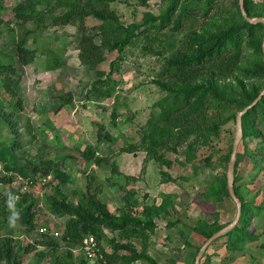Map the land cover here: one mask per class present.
<instances>
[{"label":"trees","instance_id":"1","mask_svg":"<svg viewBox=\"0 0 264 264\" xmlns=\"http://www.w3.org/2000/svg\"><path fill=\"white\" fill-rule=\"evenodd\" d=\"M115 1H22L14 6L13 19L4 22L1 15L4 0H0V26L4 25L13 30V24L20 21H32L36 29L48 27L50 24L75 25L74 37L80 62L98 74V79L92 86L96 98L114 96L113 88L105 90L101 87L119 70V61L125 57L123 53L128 46L144 40L147 41L143 47L146 53L162 55L164 50L154 46L162 45L169 52L165 56L163 75L161 74L164 78H158L154 82L166 95L155 103L159 112H153L142 126L138 143L125 144L122 151H145L147 159L154 160L160 168L163 182H174L175 178L170 172L172 161L166 158L165 152L179 153L183 149L187 161L193 162L195 172H198L201 165L194 163L198 158L196 151H199L200 146L210 145L219 138L223 126L229 121H237V112L223 117L219 110L224 106L243 110L264 89V23L248 21L242 12L240 0H229L228 5L224 4V0H164L165 7L159 13L146 11L140 21L127 24L112 6ZM139 1L146 4L150 0ZM256 5L258 4L251 0H244L247 15L264 17V4L261 8L254 9ZM88 18H94L100 23L89 26ZM182 30L188 32L179 40L177 35ZM113 52H118V56L111 61L110 71L100 70L99 65ZM36 54V49L27 45L26 37L17 42L14 56L0 48V125L9 130L7 142L0 146V165L5 172L2 179L10 182L12 179L9 175L12 173L27 177L32 183L36 179L50 177L45 183L50 191L43 194V202L53 216H67L61 236L66 251L62 253L63 247L59 240L50 237L48 233H43L40 240L28 245L17 243L9 235H0V264H24V255L32 252L34 259L26 264H44L46 259L50 264H133L137 261L160 264L149 252L150 237L159 227L155 219L164 214L170 215V207L175 209L173 195L164 194L159 204L140 201L136 188H127L137 178L123 174L116 160L109 156H98L96 148L88 145L83 151L86 163L93 161L97 166L110 163L111 175L108 179L125 191L123 204L114 212L103 197L105 184L99 180L95 171L87 173L86 189L76 187L72 192L78 196L76 202L64 188V184L73 185L76 179L71 172L64 169L63 161L38 160L27 156L29 160L24 157L26 151L23 150L18 130L24 102L15 88L17 82L14 79L19 74V67L31 64ZM240 73L246 79L261 80L262 85L255 82L247 85ZM230 80H236V83L233 84ZM2 92L10 96L8 101L2 98ZM71 102V96L67 97L59 109ZM112 117L115 123L116 107ZM242 128L243 136L239 144L242 150L237 152L234 173V191L242 203L241 213L235 226L220 237L227 238L230 252L243 251L247 243L260 238L251 225L256 217H264V198L259 203L247 198L242 185L238 184L241 179L238 168L240 163L248 159L255 163L259 161L256 151L249 148L251 137L260 139L259 149L264 151V95L243 114ZM116 139L109 133L104 134L102 128L98 132L99 141ZM232 152L233 143L225 154V162L228 164ZM20 160L24 164L20 165ZM212 161L213 156L208 155L203 165L213 168ZM2 179L0 178V182ZM11 194L5 197L12 196V199L15 194ZM23 195L16 205H22L31 212L39 201L27 193ZM199 197L214 204L231 197L227 174L214 175ZM178 223L168 222V226ZM222 228L223 225L219 222H211L205 218H199L193 223H183L180 235L186 240L184 247L196 250L194 264L202 245ZM106 231L118 233V236L115 234L109 237ZM90 236L94 237L99 248L100 256L95 262L82 250L79 254L74 252ZM191 236L201 240L202 244L191 243ZM133 237L142 239L140 248L132 241ZM105 242L110 250H107ZM206 255L207 252L203 254Z\"/></svg>","mask_w":264,"mask_h":264},{"label":"rangeland","instance_id":"2","mask_svg":"<svg viewBox=\"0 0 264 264\" xmlns=\"http://www.w3.org/2000/svg\"><path fill=\"white\" fill-rule=\"evenodd\" d=\"M22 1L28 2V0H4L3 9H1L4 22L13 19L12 10ZM224 1L226 2L224 4L228 5L229 0ZM251 1L258 4L254 6V9L261 8L264 4V0ZM165 4L164 0H150L146 4L140 3L139 0H116L112 6L120 14L122 21L129 24L140 21L146 11L159 13ZM256 17L260 16H254ZM99 23L94 18L87 19L89 26ZM13 27L14 29L10 30L7 26H0V48L14 56L17 42L26 37L27 45L37 51L35 60L29 65L20 66L19 74L14 79L17 82L15 88L24 102L18 129L23 150L26 151L24 157L63 161L64 169L71 172L76 179L73 185L64 184V188L76 202L78 196L72 192L76 187L86 189L87 173L95 171L99 180L105 184L103 197L110 209L116 211L123 204L122 197L125 191L120 186L113 185L108 179L111 175L110 163H104L101 166H97L93 161L86 163L83 151L88 145L96 148L98 156H109L116 160L123 174L137 178L136 181L132 180L127 188L135 187L143 200H147L146 198L150 196L148 201L152 202L153 199L156 201L155 198L160 201L164 197L162 192L173 195L175 209L170 207V216L167 217L168 215L165 214L164 220L160 222L162 224L168 221L179 223L171 228L168 227L165 233L160 231L165 230L164 227L157 231L159 239L168 241L157 242L153 247V254L156 255L160 264H194L196 250L184 247L185 238L180 235L183 223H193L199 218H205L211 222L217 221L225 227L235 220L238 213L237 203L232 197H226L217 204L199 197V194L206 190L208 182L213 180L214 175L227 174L228 180L230 162L229 164L225 162V154L228 152L229 145L234 144L238 128L237 121H229L223 126L219 138L210 145L200 146L199 151H196L198 158L194 163H197V166L201 165L198 172H195L193 162L187 161L182 152L183 149L179 153L165 152L166 158L172 161L170 172L175 181L170 184L161 183L154 179L157 169L152 161L147 159L145 151L130 153L122 151V147L131 142L138 143L142 126L146 124L153 112H159V107L155 106V103L164 97L166 92L154 81L164 78L162 71L165 56L169 52L162 45L155 44V48L164 50V53L162 55L146 53L143 47L147 41L144 40H138L134 45L128 46L123 53L125 57L119 61V70L114 72L109 78L110 81L103 83L101 87L105 90L109 87L113 88L114 96L96 98L92 86L98 79V74L80 62L74 37L75 25L50 24L48 27L36 29L34 22L20 21L15 22ZM185 32L188 31L182 30L177 38L182 40ZM117 56L118 52L109 53L107 59L98 68L109 72L110 63ZM240 77L247 85L251 82L262 85L261 80L246 79L243 73H240ZM230 82L235 84L236 80H230ZM70 96L72 102L59 109L64 99ZM2 98L8 101L10 96L2 92ZM115 107L116 122L114 123L112 112ZM219 111L223 117L235 111L238 119L242 110L224 106ZM101 128L104 134L109 133L117 139L99 141L98 132ZM8 136L9 130L0 125V146L3 142H7ZM259 140L251 137L249 141V148L256 151L259 161L255 163L248 159L240 163L238 168V174L241 176L238 184L242 185L247 198L256 203L264 198V151L259 149ZM241 150L242 146H239L238 151ZM22 152L20 154L23 155ZM208 155L213 156V168L203 165ZM0 164L2 165L1 162ZM19 164H24V161L20 160ZM9 176L12 180L4 181L2 178L5 177V172L1 169L0 235H9L15 238L17 243L28 245L40 240L43 233H48L50 237L58 239L62 247L65 246L61 236L67 216H53L43 202V194L50 191L45 184L50 177L47 180L36 179L35 183H32L27 177L16 173ZM149 179H152L153 183H149ZM11 193L15 194L12 199V196L5 197ZM26 193L39 201L31 212L22 205H16ZM29 218H31L30 221H28ZM251 228L259 234L260 238L247 243L245 250L230 252L227 248V238H220V236V239L214 240L204 250L207 255H202L201 264H264V217H256ZM56 232L59 233L58 236ZM106 232L109 237L117 234ZM164 234L166 237H162ZM136 242L137 245H141L140 242ZM190 242L202 244L201 240L193 236ZM104 244L109 248L107 242ZM65 251L66 248L63 247L61 252ZM74 252L79 254L82 251L80 247H76ZM32 259H34L33 252L24 255V264ZM43 263L50 264L48 259Z\"/></svg>","mask_w":264,"mask_h":264},{"label":"water","instance_id":"3","mask_svg":"<svg viewBox=\"0 0 264 264\" xmlns=\"http://www.w3.org/2000/svg\"><path fill=\"white\" fill-rule=\"evenodd\" d=\"M240 6L242 9V12L244 14V16L246 17V19L250 22H263L264 23V17H250L247 15L245 7H244V0H240ZM263 51H264V42H263ZM264 95V90H262V92L258 95V97L255 99V101L250 104L249 106H247L246 108H244L238 115V119H237V124H238V128H237V132L235 135V140H234V144H233V152H232V156L230 159V165H229V171H228V188L230 191V195L231 197L236 201L237 206H238V213L237 216L235 218V220L226 225L225 227H223L222 229H220L219 231H217L216 233H214L210 238H208L206 240V242L203 244V246L200 248L197 256H196V260H195V264H200V260L201 257L204 253V250L217 238H219L220 236H222L223 234H225L227 231H229L233 226H235V224L238 222L239 217H240V213H241V207H242V203L239 200V198L237 197L235 191H234V173H235V165H236V157H237V152H238V148H239V144L241 142L242 136H243V128H242V116L243 114L248 111L251 107H253L255 104H257L259 102V100L263 97Z\"/></svg>","mask_w":264,"mask_h":264},{"label":"crops","instance_id":"4","mask_svg":"<svg viewBox=\"0 0 264 264\" xmlns=\"http://www.w3.org/2000/svg\"><path fill=\"white\" fill-rule=\"evenodd\" d=\"M150 161H152V164L155 166V168L157 169V175H156V177L154 178V179H156L157 181L159 180L161 183H164V184H170V182H163V180H162V177H161V174H160V168L157 166V164H156V162L154 161V160H150ZM101 166V165H100ZM155 180V181H156ZM152 181V182H151ZM156 181V182H157ZM149 183H153V180L152 179H149ZM162 194V196H164V194H163V192L161 193ZM158 196V195H157ZM137 197H138V199L140 200V201H143V202H147V203H152V202H156V204H159L161 201H162V199H163V197L161 198V200L159 201L157 198H155V200L156 201H154V199H153V201L152 202H150V201H148V198L150 199V196L149 197H147L146 199L147 200H143L141 197H140V195H139V193L137 194ZM109 206V205H108ZM110 208V207H109ZM111 210V209H110ZM115 212V211H114ZM170 215H168L167 217H169ZM164 218H165V214L164 215H162L161 217H158V218H156L155 219V221H156V223H158V225H159V227H157L156 228V230H155V232L151 235V237H150V245H149V252H150V254L153 256V257H155V258H157L156 257V255H154L153 254V247L157 244V242H160V241H163V242H166V241H168V240H166L165 241V239H163V238H158L157 237V231L160 229V228H162V227H164V229L165 230H160L161 232L163 231L164 233H165V231H166V229L168 228V227H170L171 228V226H168V223L166 224H162L160 221H162V220H164ZM169 222V221H168ZM162 225V226H161ZM112 234V233H111ZM118 234V233H117ZM116 234V236H118ZM113 235H115V234H113ZM112 235V236H113ZM168 235H169V233L167 234V237H168ZM111 236V237H112ZM162 237H166L165 236V234L164 235H162ZM184 239V238H183ZM132 241L136 244L137 242L136 241H138V242H140V244L141 245H137L139 248L142 246V239L141 238H137V237H133L132 238ZM184 242H186V240H184ZM107 250H110L109 248H107ZM158 259V258H157ZM136 263H140V261H137V262H135V263H133V264H136Z\"/></svg>","mask_w":264,"mask_h":264},{"label":"built area","instance_id":"5","mask_svg":"<svg viewBox=\"0 0 264 264\" xmlns=\"http://www.w3.org/2000/svg\"><path fill=\"white\" fill-rule=\"evenodd\" d=\"M44 180H47V179H44ZM55 234L57 236L59 235L58 232H56ZM81 250L92 261H96L98 257L100 256L98 254V251H99L98 245L93 236L85 238L84 243L81 246Z\"/></svg>","mask_w":264,"mask_h":264}]
</instances>
